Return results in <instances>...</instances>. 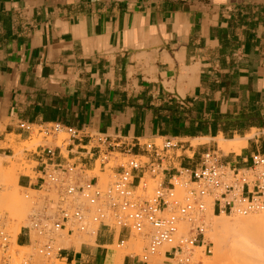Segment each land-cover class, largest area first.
<instances>
[{
	"label": "crops",
	"instance_id": "0c3cea01",
	"mask_svg": "<svg viewBox=\"0 0 264 264\" xmlns=\"http://www.w3.org/2000/svg\"><path fill=\"white\" fill-rule=\"evenodd\" d=\"M20 122L86 130L54 145L56 162L81 164L84 174L97 168L91 133L125 142L114 148L124 155L130 145L143 154L137 141H178L165 182L198 167L206 149L247 169L253 153H264V0H0V143L30 138ZM218 138L247 144L219 153ZM30 156L36 177L22 181L38 186L46 160ZM74 235L60 264H107L110 247L132 232L101 225L90 243ZM17 243L30 244L25 227ZM168 249L151 262L126 254L120 264H174Z\"/></svg>",
	"mask_w": 264,
	"mask_h": 264
},
{
	"label": "built area",
	"instance_id": "2783aa9c",
	"mask_svg": "<svg viewBox=\"0 0 264 264\" xmlns=\"http://www.w3.org/2000/svg\"><path fill=\"white\" fill-rule=\"evenodd\" d=\"M18 127L30 134L37 129L44 137L64 135L62 142L80 140L88 134L60 122H20ZM89 138L97 142L96 164L101 165L107 164L115 147L126 145L121 140L108 144L109 138L99 133H91ZM178 143L173 139L161 144L137 141L144 154H133L131 145L126 148L127 155L118 152L128 159L105 187L97 178L88 179L81 164L56 162V147L38 145L36 153L46 161L35 185L47 195L35 203L25 227L28 247H33L38 258L32 253L11 252L12 237L0 212V264H52L63 249L58 240L64 232L66 236L94 234L101 225L128 229L147 238L148 245L139 255L143 262H151L162 247L168 246L177 264H188L194 248L204 242L209 198L213 199V209L221 213L247 215L264 209V153H253L252 165L241 170L221 163L215 151L205 150L198 167L182 168L165 182L167 159ZM148 180L155 187L150 196L143 197L138 190L146 192ZM183 225H188V235L181 233Z\"/></svg>",
	"mask_w": 264,
	"mask_h": 264
},
{
	"label": "rangeland",
	"instance_id": "374dc122",
	"mask_svg": "<svg viewBox=\"0 0 264 264\" xmlns=\"http://www.w3.org/2000/svg\"><path fill=\"white\" fill-rule=\"evenodd\" d=\"M27 136H28L27 134H25L24 136H16V135L12 134V135H9L7 137V140L5 142L0 143V163H1V167H2V172L4 174H7L8 171H10L12 168H15L16 172L19 174L18 183L21 186V188L16 187L15 185H13V181L6 184L4 181L5 177H3V175H0V187H1V189H0V204H1L0 205V212L2 214H4V216H5V225L7 228H9L7 230L12 237L11 241L13 244L11 247V252L14 253V251L18 250L21 253L22 252L23 253H32L35 255V257L37 259L38 256L36 254V251L33 249V247H28V246L27 247L26 246L21 247L20 245H18V243L16 244L17 237H18L20 231L18 234L15 233L16 228H14V227H16L17 223L18 224L20 223V230L22 227L28 226L29 216L32 213L33 209L36 207L35 203L41 202L42 198L44 196H46L47 194L44 190H40L38 186H31V187L25 186L23 184V181H22V176H31L32 178L36 177V175L32 172V169H33V167H35L37 165V162L33 161L31 159L32 157L30 155L32 153L36 154V152H37L36 149H37L38 145H45V146H53L54 147V145L62 146L65 144L64 145V147H65L66 143L62 142L63 139L65 138L64 135H60L58 138H54V137L44 138L43 134H39L37 131H35L34 133H32L30 135V138L27 139ZM259 136L260 137H258L257 145L258 146H261V145L264 146V142H263L264 132L260 133ZM162 141H163L162 139H159L155 143L161 144ZM219 141L221 142L220 138L215 140L216 145L220 144ZM204 142H207V141L206 140H204V141L194 140V141H192V145L197 146L199 143H204ZM244 146H246V145H242L240 147V150ZM206 150H213V149H206ZM240 150L238 152H240ZM220 151L221 152H219V153L223 152L224 154H226L223 150L220 149ZM231 152H235V151H230L229 153H231ZM229 153H227V154H229ZM187 155L192 156L193 154L188 151ZM217 155H218V153H217ZM218 157H219V155H218ZM126 161H127V157H124V156L122 157L120 154H113L112 157L110 158V161L107 164L101 165L100 162H97V168L94 171L87 172V178L90 179L93 176H97L100 180V184L103 187H105L109 183H111L112 181L115 180L116 173L113 171L112 168L116 169V168L120 167L121 165H124ZM103 168H104V170H103ZM5 187H6V189H5ZM154 187L155 186L153 185L152 181L148 180V186H147L146 192H143L141 189H139L138 194L143 196V197H145V196L148 197L152 194ZM5 193H6V195L12 194L16 198L20 197V198H18L19 200H21V201L24 200V202H26V203H24L22 201L23 204H25V209H26V206L28 208V210L26 209V212H24L25 214L22 217V219H19V217L15 216L12 212L10 214L11 209L7 206L6 199H4V198H6ZM14 193H15V195H14ZM17 195H18V197H17ZM210 209H212V213L214 215L210 214V212H209ZM207 214H208L207 215L208 226L204 232V242L199 243V245H197L194 248L193 256H192V258L188 264H231L239 256L247 255L251 252L247 246H241L240 244L235 243V242H231V240L227 239L225 237L226 232L224 230L215 228L216 218L218 216H220V214L222 217L225 216V218L227 216L234 217V216H241V215L245 216V215H243V214L240 215L238 213H232L231 214L229 212L228 213H219V212L214 213L212 203L209 205ZM259 214L263 215L264 209L262 211H259V212L247 214V216L248 215H256L257 218H260L261 216ZM258 228H260V229L258 230ZM181 229H182V231H181L182 234L188 235V233H189L188 225H184ZM254 229L256 230L257 233H258V231H261L262 240L264 241V227L262 225H260V227L256 226ZM64 233H65V237H62L58 240V242L60 243L61 246H64L67 243L68 237L66 236V232H64ZM94 234L92 236H87L85 233H81V234H79L80 237H76V235H78V234H75L72 238H74L76 240V242H78V243H80L82 241L90 243L94 240ZM15 237H16V242L14 241ZM32 239L33 240L35 239L34 235L32 236ZM14 244H16V246ZM120 244H121V242L116 243L113 247H110V248L113 250L119 249V251L123 250L124 255H126V254L141 255L144 248L148 245V239L143 237V236L132 233L131 239L128 242L124 243L122 246H119ZM168 248H169L168 246L162 247L160 249L159 253L153 258V261H154V259H157L158 257H160L159 254H162ZM116 251H118V250H116ZM173 262H174V264H177L176 261H173ZM52 264H60V263L57 260H55V261H53Z\"/></svg>",
	"mask_w": 264,
	"mask_h": 264
},
{
	"label": "bare ground",
	"instance_id": "6f19581e",
	"mask_svg": "<svg viewBox=\"0 0 264 264\" xmlns=\"http://www.w3.org/2000/svg\"><path fill=\"white\" fill-rule=\"evenodd\" d=\"M35 131L38 132L37 129H35ZM28 134L31 135L30 133H28ZM39 134H43V133H39ZM43 137H44V134H43ZM48 137H44V138H48ZM58 137H54V138H58ZM220 140H221V142L219 141L220 144L218 146L226 154L229 153L230 151H235V152L237 151L238 152L242 145H246L247 144L245 139H244L245 140L244 141L243 139H240V138H238V139L236 138L235 140H231V139L227 140V139L221 138ZM66 142H69V141H65L64 143H66ZM43 146H45V145H43ZM50 147L54 148L53 146H50ZM58 147H61V146H58ZM113 154H119V153L118 152H114ZM143 154H144V152H143ZM112 155H110V158L112 157ZM121 156L123 157L124 155H121ZM124 157H127V156H124ZM110 158H109V161H110ZM127 159H128V157H127ZM190 169H194V168H190ZM2 173L3 172H2V167H1V163H0V175H3V177H5V180H4L5 183L8 184L9 182L13 181V185H15L16 187L21 188L19 183H18L19 174L16 172L15 168H12L10 171H8L7 174H4V173L2 174ZM5 189H6V187H5ZM5 195H6V193H5ZM14 195H15V193H14ZM5 197L6 198H4V199H6V201H7V206L11 209L10 210V214L12 212L15 216H18L19 219H22V217L25 214L24 212H26V209L28 210L27 206H26V209H25V204H23L24 200H22L23 201L22 202L21 200L18 199V198H20V197H18V195H17L18 198H16L12 194L6 195ZM208 201L213 203V199L212 198H209ZM24 203H26V202H24ZM209 212H210V214H213L212 213V209H210ZM215 212H219V211H217L215 209L214 213ZM219 213H221V212H219ZM222 213H228V212H222ZM256 215H248V216L247 215H245V216L241 215V216H234V217L227 216L225 218L224 215H223L224 217H222L221 214H220V216H218L216 218V224H215L216 225L215 226L216 229L224 230L226 232L225 233L226 234L225 237L227 239L231 240V242L238 243L241 246H247L248 249H250V251H251L247 255L239 256L231 264H264V241L262 240V233H261V231H258V233H257L256 230L254 229L256 226L260 227V225H262L264 227V214L263 215L259 214L261 216V217L259 216L260 218H257ZM14 228H16V232L15 233L18 234L19 231H20V223L19 224L17 223L16 227H14ZM7 229H9V228H7ZM259 229L260 228H258V230ZM94 233H96V232H94ZM14 241L16 242V237H15ZM16 244H17V242H16ZM16 244H14V245L16 246ZM116 250H118V251H116ZM116 250L110 251L109 256H108L107 264H120V261H122V257L124 256L123 250H120V251H119V249H116Z\"/></svg>",
	"mask_w": 264,
	"mask_h": 264
},
{
	"label": "trees",
	"instance_id": "16d2710c",
	"mask_svg": "<svg viewBox=\"0 0 264 264\" xmlns=\"http://www.w3.org/2000/svg\"><path fill=\"white\" fill-rule=\"evenodd\" d=\"M263 142H264V140H263ZM262 150H263V152H264V146H263Z\"/></svg>",
	"mask_w": 264,
	"mask_h": 264
}]
</instances>
